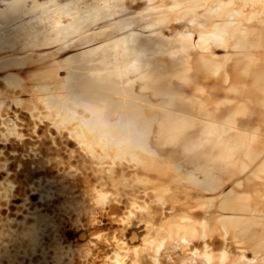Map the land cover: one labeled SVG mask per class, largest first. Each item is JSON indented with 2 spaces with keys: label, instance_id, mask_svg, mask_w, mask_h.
I'll use <instances>...</instances> for the list:
<instances>
[{
  "label": "bare ground",
  "instance_id": "obj_1",
  "mask_svg": "<svg viewBox=\"0 0 264 264\" xmlns=\"http://www.w3.org/2000/svg\"><path fill=\"white\" fill-rule=\"evenodd\" d=\"M0 264H264V0H0Z\"/></svg>",
  "mask_w": 264,
  "mask_h": 264
}]
</instances>
